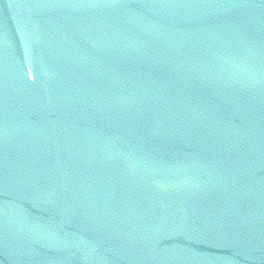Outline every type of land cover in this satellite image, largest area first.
<instances>
[{
  "label": "water",
  "instance_id": "water-1",
  "mask_svg": "<svg viewBox=\"0 0 264 264\" xmlns=\"http://www.w3.org/2000/svg\"><path fill=\"white\" fill-rule=\"evenodd\" d=\"M0 264H264V0H0Z\"/></svg>",
  "mask_w": 264,
  "mask_h": 264
}]
</instances>
